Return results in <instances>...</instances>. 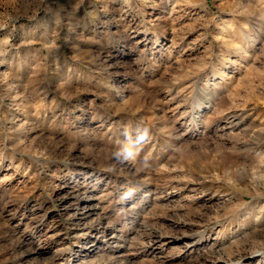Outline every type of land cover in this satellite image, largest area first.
<instances>
[{
  "label": "rangeland",
  "instance_id": "1",
  "mask_svg": "<svg viewBox=\"0 0 264 264\" xmlns=\"http://www.w3.org/2000/svg\"><path fill=\"white\" fill-rule=\"evenodd\" d=\"M0 264H264V0H0Z\"/></svg>",
  "mask_w": 264,
  "mask_h": 264
},
{
  "label": "bare ground",
  "instance_id": "2",
  "mask_svg": "<svg viewBox=\"0 0 264 264\" xmlns=\"http://www.w3.org/2000/svg\"><path fill=\"white\" fill-rule=\"evenodd\" d=\"M85 207H86V206H85ZM85 207H84V208H85ZM85 209H86V208H85ZM77 217H79V216H77Z\"/></svg>",
  "mask_w": 264,
  "mask_h": 264
}]
</instances>
